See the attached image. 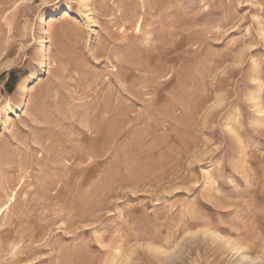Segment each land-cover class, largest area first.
Masks as SVG:
<instances>
[{
  "label": "rangeland",
  "instance_id": "374dc122",
  "mask_svg": "<svg viewBox=\"0 0 264 264\" xmlns=\"http://www.w3.org/2000/svg\"><path fill=\"white\" fill-rule=\"evenodd\" d=\"M0 209V264L264 249V0H0Z\"/></svg>",
  "mask_w": 264,
  "mask_h": 264
},
{
  "label": "snow or ice",
  "instance_id": "6c2138e0",
  "mask_svg": "<svg viewBox=\"0 0 264 264\" xmlns=\"http://www.w3.org/2000/svg\"><path fill=\"white\" fill-rule=\"evenodd\" d=\"M239 64H232L230 67L232 70H235L238 68ZM224 107L222 102H214L209 106V108L205 111L203 114L205 118H211L213 117L217 112L220 111ZM228 134L231 136H235L236 133L232 131V129L227 130ZM193 227H196V225H193ZM203 230L206 232V229H199L195 233V235H199L200 231ZM193 233H187L188 237H191ZM219 240L225 245V247L230 250L233 253L234 258L241 257V254L244 253L245 255L241 257V259H238L236 261V264H244V261H247V264H264V249H261L258 251L257 254H249L246 252V249H250L251 245L249 242L243 240V239H226L225 237L221 236L219 237ZM136 250H139L141 252H148L152 253L155 252L158 257H162L165 260L170 258L173 253L176 251V249H168L165 246H163L162 241L158 242H151V241H138L134 243L133 252L135 253Z\"/></svg>",
  "mask_w": 264,
  "mask_h": 264
},
{
  "label": "bare ground",
  "instance_id": "6f19581e",
  "mask_svg": "<svg viewBox=\"0 0 264 264\" xmlns=\"http://www.w3.org/2000/svg\"><path fill=\"white\" fill-rule=\"evenodd\" d=\"M150 26V25H149ZM142 27V26H141ZM139 28H140V23L138 22L137 23V25H136V27H135V29H136V31H140L139 30ZM25 88H23V90H24ZM25 98H26V92L24 91L23 92V94H22V97H21V101H24L25 100ZM92 116V115H91ZM98 131V130H97ZM16 194H15V191L13 192V199L12 198H9V199H7V202H6V204H7V206L5 207V209L3 208V212H6L5 210H6V208H8L9 207V205H10V203L11 202H13L14 201V196H15ZM1 210V209H0ZM14 242H16V240L14 241ZM18 242V241H17ZM18 244V243H17ZM10 249H13V248H10ZM15 251H14V249L12 250V253H14ZM242 256H244V254H241V257ZM241 257H239V259H241ZM117 259V258H116ZM246 261H244V263H245Z\"/></svg>",
  "mask_w": 264,
  "mask_h": 264
}]
</instances>
